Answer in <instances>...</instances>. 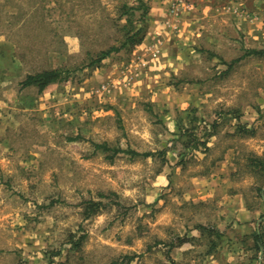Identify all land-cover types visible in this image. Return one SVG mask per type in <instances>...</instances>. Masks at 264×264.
Listing matches in <instances>:
<instances>
[{
    "label": "rangeland",
    "instance_id": "374dc122",
    "mask_svg": "<svg viewBox=\"0 0 264 264\" xmlns=\"http://www.w3.org/2000/svg\"><path fill=\"white\" fill-rule=\"evenodd\" d=\"M156 3L0 0V264H264V162L249 152L264 140V55L248 53L264 48V0H186L181 27L201 38L93 64L150 36ZM58 69L68 80L41 93L22 84ZM255 112L262 133L242 131ZM238 192L262 208L257 230Z\"/></svg>",
    "mask_w": 264,
    "mask_h": 264
},
{
    "label": "crops",
    "instance_id": "0c3cea01",
    "mask_svg": "<svg viewBox=\"0 0 264 264\" xmlns=\"http://www.w3.org/2000/svg\"><path fill=\"white\" fill-rule=\"evenodd\" d=\"M160 0H157V3L155 4V8L152 9V16H153V24H154V31L150 34V36L148 35V37L146 39V41L144 40L143 43H141L140 45L137 46L138 51L137 52H141V51H147L148 54H150V60L153 59V61L155 60L154 55L157 54V60L159 61L162 57V47L163 45H165L166 48V53L170 51V48L168 47L170 45V42L173 40V38H177L179 37V39L183 38V37H187L189 35L191 36H197L199 38H201L202 34H205V32H201L200 29H195V30H185L182 29L181 27V22H183V20L187 19L186 14H189L187 12V10H183L184 6L181 8V12H180V16H176L175 14H172L171 12V7L174 3V0H162V3L160 4ZM195 25V23H193ZM259 35H254V38L257 40H261L262 38L264 39V34L263 33H258ZM152 36V40L156 43L153 46H149L148 45V39L151 38ZM262 39V40H263ZM224 41L226 42L227 46H233V42L234 43H240V42H236V41H229L227 39H224ZM165 42V44H164ZM260 46H256L254 47L255 49L253 50H257V51H263L264 48L261 46L262 42L259 44ZM259 48V49H256ZM232 52L231 49L228 47L227 48V52L229 53ZM192 99H190L191 101H198L199 100V95H194L191 96ZM261 116L258 115V113H252V115H245L243 117H241V119H236V122H238V126H242V131L244 132H250V130L252 131V134L255 133L257 131V133H262V131L259 130V128L262 126V122L260 121ZM238 126H236V128H238ZM241 131V130H240ZM259 131V132H258ZM227 130L221 134V135H214L213 136V142L209 144L210 148H213V151H216L217 149H219L218 147H224V143L226 141V134H227ZM263 134V133H262ZM261 134V135H262ZM260 135V136H261ZM243 134H240V137H242ZM259 136V134L256 136L257 141L262 142V144L259 147V149L255 148V149H251L249 152L250 154H252L256 159L261 160L264 162V151L262 152L261 149L264 148V140H262V138ZM233 137V136H231ZM239 137V136H238ZM254 139V138H252ZM228 148L224 147V151H226ZM232 150L235 154V151L237 149L234 148H230L229 149V154L226 155V157H224L222 159V163H219V165H222L224 169H226L229 164L231 163V153ZM264 150V149H263ZM238 153L240 154L241 151L238 149ZM237 153V154H238ZM225 154V153H224ZM219 167V166H218ZM217 167V169H218ZM219 172V171H218ZM217 174L213 175V178H215ZM209 196V195H208ZM232 197L235 200V205H234V212L235 214L237 213L238 216H245L246 214H250L249 218L250 219H246V223L249 224V228L254 227V230H257V228L260 226V222H261V209L262 208H252V206H249L248 201L246 200V196L245 194L238 192L234 195H232ZM208 198V197H207ZM206 198V199H207ZM261 212V213H260ZM239 221H241L242 219L240 217Z\"/></svg>",
    "mask_w": 264,
    "mask_h": 264
},
{
    "label": "trees",
    "instance_id": "16d2710c",
    "mask_svg": "<svg viewBox=\"0 0 264 264\" xmlns=\"http://www.w3.org/2000/svg\"><path fill=\"white\" fill-rule=\"evenodd\" d=\"M146 31L144 32L143 29L138 30L136 33L130 35L121 46H114L109 50L101 52L98 58L94 59L93 64L100 66L106 59H108L114 53H120L122 50L129 46H138L145 40ZM248 53L255 54V55H264V51H257L251 50ZM69 74L68 70H51L38 73L36 75H29L27 79L22 83L24 87H31L37 86L39 88V92L45 91L50 85L55 83H60L67 81L68 78L66 75ZM120 152V151H118ZM132 156H143V157H150L153 153H138L136 151H130ZM100 197H106V195L101 194ZM91 214V213H90ZM203 230H207L205 227L202 228ZM255 246L258 250H264V236L262 233H255ZM173 264H176L175 262Z\"/></svg>",
    "mask_w": 264,
    "mask_h": 264
},
{
    "label": "built area",
    "instance_id": "2783aa9c",
    "mask_svg": "<svg viewBox=\"0 0 264 264\" xmlns=\"http://www.w3.org/2000/svg\"><path fill=\"white\" fill-rule=\"evenodd\" d=\"M185 3H186V0H174V3L171 7L173 14H175L176 16H179L181 12V8L183 7V5H185Z\"/></svg>",
    "mask_w": 264,
    "mask_h": 264
}]
</instances>
